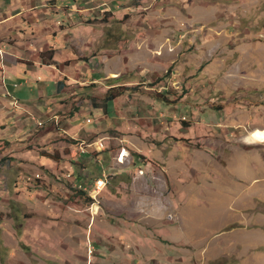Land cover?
Segmentation results:
<instances>
[{
  "label": "rangeland",
  "instance_id": "obj_1",
  "mask_svg": "<svg viewBox=\"0 0 264 264\" xmlns=\"http://www.w3.org/2000/svg\"><path fill=\"white\" fill-rule=\"evenodd\" d=\"M73 1L92 32L72 40L77 82L21 87L45 102L32 146L0 142V264H264V143L247 139L264 0ZM15 118L0 109V137Z\"/></svg>",
  "mask_w": 264,
  "mask_h": 264
},
{
  "label": "crops",
  "instance_id": "obj_2",
  "mask_svg": "<svg viewBox=\"0 0 264 264\" xmlns=\"http://www.w3.org/2000/svg\"><path fill=\"white\" fill-rule=\"evenodd\" d=\"M76 4L79 3H74L73 0H9L10 11L7 13L9 15L0 18V103H4L8 108L13 107L15 112L12 115L3 107L0 109L6 114V119L16 117L19 129L11 136H1L0 142L13 143L16 148L21 144L24 145L23 148H30L31 121L42 116L36 109L38 104L41 107L45 105V102L36 101L44 99L50 88L58 90L64 82L67 84L73 80L77 82L78 78L69 73L83 66L79 63L77 65L68 63V56L74 50L71 49L72 40L78 34L86 36L92 32L84 29L90 27V19L80 17V10H76L78 8ZM81 12H84V9ZM23 16L28 18L20 21ZM14 25L17 26L12 28ZM83 52L81 50L79 54ZM113 82L114 87L122 86L118 83V78ZM24 86L28 88L31 96L37 87L38 100L32 99L27 90H19ZM14 102L17 103L16 107L12 105ZM47 111L45 110L43 116L55 122L54 118L59 116L51 117L48 109ZM24 120H28L29 123L23 124ZM56 126L65 132L58 124ZM1 127L6 131V125ZM63 127L70 125L66 124ZM26 150L32 152V149ZM23 153L17 157L18 160L24 158L25 152Z\"/></svg>",
  "mask_w": 264,
  "mask_h": 264
},
{
  "label": "built area",
  "instance_id": "obj_3",
  "mask_svg": "<svg viewBox=\"0 0 264 264\" xmlns=\"http://www.w3.org/2000/svg\"><path fill=\"white\" fill-rule=\"evenodd\" d=\"M2 54V53H1ZM3 81H4V79H3ZM14 105L15 106H17V103L15 102L14 103ZM58 120H59V118L58 117H55V123L56 124H58L57 122H58ZM89 122H91L90 120H89ZM39 125H42V123L41 122H39ZM101 146H103V145H101ZM121 153H125V149H124V151H122ZM120 158V157H119ZM68 176H71L70 174L68 175ZM37 177H38V175H37ZM36 177V178H37ZM39 178V177H38ZM38 180V179H37ZM106 175L105 174H103L100 178H98V179H96L95 181H94V183H93V189H92V191L90 192V194H91V198L94 200V202H93V205L91 206V209L93 210L95 207H97L96 205H97V203H98V201H99V197H100V194H101V192L103 191V189H105L106 188Z\"/></svg>",
  "mask_w": 264,
  "mask_h": 264
},
{
  "label": "bare ground",
  "instance_id": "obj_4",
  "mask_svg": "<svg viewBox=\"0 0 264 264\" xmlns=\"http://www.w3.org/2000/svg\"><path fill=\"white\" fill-rule=\"evenodd\" d=\"M250 143H264V130L256 129L247 136Z\"/></svg>",
  "mask_w": 264,
  "mask_h": 264
},
{
  "label": "trees",
  "instance_id": "obj_5",
  "mask_svg": "<svg viewBox=\"0 0 264 264\" xmlns=\"http://www.w3.org/2000/svg\"><path fill=\"white\" fill-rule=\"evenodd\" d=\"M113 89H114V88H112L111 90H113ZM112 92H113V91H112ZM118 96H120V95H114V94L110 93V94L106 97V99H105V103H104V105H102V107H103V108H107L108 103L114 101Z\"/></svg>",
  "mask_w": 264,
  "mask_h": 264
}]
</instances>
